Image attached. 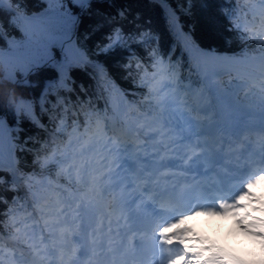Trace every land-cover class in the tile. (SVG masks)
Returning a JSON list of instances; mask_svg holds the SVG:
<instances>
[{
	"label": "trees",
	"instance_id": "1",
	"mask_svg": "<svg viewBox=\"0 0 264 264\" xmlns=\"http://www.w3.org/2000/svg\"><path fill=\"white\" fill-rule=\"evenodd\" d=\"M255 1L168 0L161 6L158 0H91L83 11L69 5L78 17L73 42L103 77L94 67L77 61L63 82L51 67L39 71L22 69V52L17 50L23 40L17 13L40 17L58 5L48 0H11L9 6L4 3L0 10V115L5 120L2 142L9 138L11 130L17 169L24 179L21 187L8 170L0 171V232L11 234L20 229L26 216L34 219L32 203L42 206L40 202L45 200L51 206L63 197L62 189L85 190L76 171L74 175L69 171L72 163L69 157L73 158L83 143L76 137L83 136L86 128L89 135L94 133L97 121L103 128L111 113L109 102L117 104L120 97L128 103L133 117L154 113L149 90L159 59L174 66L180 78L202 87L189 50L177 35L178 26L176 29L169 26L164 9L174 13L172 19L193 47L233 56L243 50L255 56L264 52L260 41L251 39L250 33L245 34L252 27L248 23L253 19L251 10ZM13 19L16 25L11 23ZM41 21H34L37 33ZM117 29L123 36L118 44ZM9 77L15 82L9 83ZM218 79L225 83L232 76ZM88 147L92 150L102 145ZM43 181L51 187L42 185ZM16 241L19 246L29 245L20 234ZM0 245H4L1 238ZM10 257L11 254L0 249V264H9Z\"/></svg>",
	"mask_w": 264,
	"mask_h": 264
},
{
	"label": "snow or ice",
	"instance_id": "2",
	"mask_svg": "<svg viewBox=\"0 0 264 264\" xmlns=\"http://www.w3.org/2000/svg\"><path fill=\"white\" fill-rule=\"evenodd\" d=\"M6 2L9 3V5L11 4V0H0V10L3 9V5ZM48 2L52 5H58V7H51L48 12L44 14L38 28V35L35 31L18 29L23 37L17 49L22 52L20 67L22 69L26 68L28 71H39L43 68L51 67L56 71L60 81L63 82L68 70L74 67L77 61L82 57V53L76 48L72 39L73 30L76 27L78 17L71 11L69 5L79 7L80 10L83 11L84 7L91 3V0H48ZM158 2L163 6V4L168 3V0H158ZM189 3H191V0H189ZM260 3L264 4V0H260ZM9 11H11V8H9ZM164 11L165 19L169 22V26L172 29H176L177 22L172 19L174 13H168L167 9H164ZM17 15L19 14L17 13ZM120 15L123 16V12H121ZM261 17L259 30H257L253 22L252 27L248 28L245 34L250 33L251 39L259 40L261 49L264 50V39H261V37H264V11L261 12ZM34 19L35 18H26L22 21L25 23L26 29ZM11 23L16 25V20L13 19ZM236 27L239 28L240 25H236ZM177 35L183 36L184 34L178 31ZM115 37L117 44L123 39L119 29L116 30ZM130 38L131 37H129V39ZM54 48L59 51L54 52ZM189 55L193 60H199L201 57L209 56L208 53H203L198 47H192L191 44H189ZM210 59L213 61H220L224 58L210 57ZM24 61H26V63ZM157 65L156 72L151 78L154 83L149 90L154 100V120L147 121L146 124L141 125V128L151 126V123L156 120L171 126L176 123L177 114L181 117L185 115L181 106L186 105L187 102L181 99L180 93L178 91H166V89H172L173 85L178 84L179 78L175 76L174 66L166 65L163 59H159ZM212 74L216 76L224 74L231 76L235 74V80H230L225 83H208V78L206 77L205 84L208 92L213 95H229L239 104L241 100V91L248 89V91L245 92L244 98H247L252 93L256 94L261 108L260 115L262 121H264V54L249 56L242 50L236 57L224 60L222 65H214ZM8 82L14 83L15 81L9 77ZM240 107L243 108V105H240ZM4 123V116L0 115V145H2V130ZM61 123L63 124V121H61ZM136 123V121H132L120 127H117L115 123H113L110 129L112 136L108 137L107 133L104 132L103 128L100 126V122L97 121V128L94 133L89 135V129L86 128L83 136L76 137L78 141L83 140V143L80 149L73 153L70 167L76 171L78 179L85 188L83 195L80 196L79 199L87 202L86 205H78V211L87 215L92 208H102V193L108 191L110 187L119 186V181L113 182V177L116 173L109 163L108 157L110 154L121 152L129 154V159L127 161L132 162L134 165V160L131 155L132 151L134 149L147 147L146 145H139L135 142L139 139L140 133V129L137 128ZM261 127L264 128V123H262ZM183 141H191V137L185 136L183 137ZM170 143L174 145L176 141L173 140ZM8 144L9 165L12 166L17 162L13 159L14 148L12 146L11 130L9 131ZM96 144H101L105 151H97L92 156H88L87 153L90 150L88 146L92 145L94 147ZM161 144L165 152L172 151L176 156L173 158L167 155H161L159 160H153L151 163L156 170L171 167L183 169L186 172H197L199 170V160L203 157L211 158L212 156L211 153L205 152L202 157L194 151L195 148L207 149V142L193 141L191 143H185L183 145L185 149H193L192 155H188L183 149L171 148L169 143L162 141ZM153 147L158 148L159 146L153 145ZM157 154L159 155V152ZM0 155H3L2 147H0ZM186 155L187 160L184 158ZM193 156H196V160H193ZM189 161H192V163L189 164ZM253 163L264 165V156H262L259 161H253ZM125 164L129 163L125 162ZM250 167L251 165H247L243 171H247ZM0 171H2V167H0ZM172 175L173 177L176 176L175 173ZM235 178L236 177L224 176L219 183L214 184L212 187L219 192L231 191L227 186L228 181ZM193 179H195V177H193ZM262 181H264V168L253 173L252 177L247 178L246 181L242 183L241 190H239L238 194L234 195V199H231V202H229L230 197L228 196L210 197L213 201L219 200V203L212 207H205L203 205L191 206V201L201 199L204 195V192H198V189L203 187L205 192L208 191L207 187L200 183L186 190L182 189L179 192H177L176 186L173 185L171 189L162 192L158 206L157 202L154 201L148 207L151 208L150 215L152 217H167V219L171 221L167 222L166 220L165 223L158 226V235L152 237L153 241L159 242L162 254L165 251V246H171L174 240L178 242L179 253L172 256L169 250L168 264H178V262L187 260L189 256L190 248L185 243L184 236L188 229L178 228V225L189 220L191 216H199L202 213L213 216L229 215L230 213L225 212L224 209L233 207L235 203L245 199L249 194L253 195V188ZM165 197L170 203H181L185 200L189 201V204L185 206V210L189 214H179L177 216L176 210L164 202ZM109 206L123 208L127 206V202L121 200L117 196H113L112 203ZM110 215L111 214H109V216ZM134 218L138 219L137 217ZM58 222L59 221H56L49 226L53 227L55 223ZM111 223L112 221L109 219V225ZM90 226L91 225L88 223L83 224L85 235L80 255H92L97 258L98 264H105L108 255L116 252L117 249L113 247L111 241H108V252L102 251L105 248V239L98 234L96 229H93L92 232L89 233L88 228ZM25 229H27L26 225ZM173 229H175V231H173ZM16 232L19 235L21 229L17 228ZM111 232L112 229L109 227L108 234L110 235ZM25 235H27L26 231ZM89 235L91 236L90 241L87 239ZM260 238L264 240V237ZM0 247H2V245H0ZM65 247L66 245L57 243L55 240L52 242L51 246L46 245L44 243V237L35 240L33 236V242L28 245L27 253L21 252L18 257L13 253L12 258L14 264H45L47 257L50 254L54 255L57 248L63 249ZM98 249L101 251H97ZM66 255H68V253L61 251V260H64ZM74 257L75 250H72L71 255H68V259L72 260L73 264H78V259H74ZM101 257L104 259H100ZM113 264H115V261H113Z\"/></svg>",
	"mask_w": 264,
	"mask_h": 264
},
{
	"label": "rangeland",
	"instance_id": "3",
	"mask_svg": "<svg viewBox=\"0 0 264 264\" xmlns=\"http://www.w3.org/2000/svg\"><path fill=\"white\" fill-rule=\"evenodd\" d=\"M255 10H256V12L264 11V4H256ZM26 18H28V17H25L24 14H22V13L19 14L18 23H19L20 28L36 32V28H35V25H34L35 22L34 21H32V23L29 24L27 29H26L25 23L22 22ZM37 35H38V33H37ZM200 62L205 65L206 71H208L210 74H212L213 65H209L207 60L206 61H202L201 60ZM165 64L168 65L166 62H165ZM5 66H7V65H5ZM216 66H219V65H216ZM175 76L178 77L176 75V72H175ZM186 89H189V94L194 98V104L198 100L201 101V103H203L201 106H204V105H206L209 102L208 98H207V95L201 94L200 90H197V89H195L194 87H191V86H188V88H187V87H183V86L179 85V83H178L177 85H173L172 89H166V91H178L180 93V95H183V97L187 98L188 95L185 94ZM187 92H188V90H187ZM248 97H249L248 101L241 102V104H238V105L239 106L243 105L244 109H248V110L249 109H251V110L257 109V111H259L260 105H259V102H258V98L256 97V94H254L253 96H248ZM20 104H21V102H20ZM113 109H114V107H113ZM120 113L122 114L123 111H119L117 108H115V114H117V117H123V115H121ZM199 116H200V114H199ZM178 119H179V116L177 115L176 121ZM153 120H154V117L149 115L146 118H142V119L136 121L137 122L136 126H137V128L140 129V133H142V136L139 133V139L146 138L149 141L151 136H155L156 135L155 132H152L155 128H159V127L165 126L163 122H161L159 120H156L155 122L151 123V126H145V127L141 128V125L146 124L147 121H153ZM127 121L129 122V120H127ZM170 131L174 132L175 128L171 127ZM255 141H257V138H255ZM146 142L147 141H145V143ZM208 143H211L210 140L208 141ZM156 144H158V143H156ZM3 147H2V152H3V154H6V150L4 151ZM5 148H7V147L5 146ZM111 193H112V191L111 192H107L105 201L102 203V205H103V207L105 209V213L114 214V216H111L110 218L114 219V220H117L118 213L123 208L117 209L116 211L114 210L113 207L110 208L109 205L112 203V199H113ZM257 195H258L259 199L264 202V187L258 189ZM77 197L79 198L80 196H77ZM71 200H73V199H71ZM61 208L59 209L58 213L56 211H54L52 208L47 209V212H49L48 215L52 216L55 220H59V219L67 217L68 214L63 213L64 209H61ZM252 208H253V206H249V209H252ZM259 209H260V211H263V214L261 213V215H255V218L251 219L250 222L245 224V225H242V224L239 223V220L241 218L240 216L237 217L236 219H228V218H224L223 216L216 215L213 218H208V219L209 220H212V219L231 220L232 221V225L235 228V232L234 233H231V232L229 233V230H227L226 232L223 233L224 238L225 239H230L235 244L243 245V251L248 253L249 249H247V247L244 244V242H245L244 235L245 234H247L248 238H250L251 236L256 237V240H258V242H260L261 244L264 245V240H262L260 238V237H264V234H262L261 236H256L255 234H257V231H252L250 229V227H249L251 222H257V223H260L259 225H260L261 229L264 230V205L260 206ZM41 214L45 215V213H41ZM57 214H59V215H57ZM38 221L39 222H37V226L32 228L34 230V235H37V233L35 231H38L44 237V240L46 241V245H48V243L52 244V242L54 240L56 241V239H57V234H56L57 229L53 228L54 234L52 233L49 236L48 231H45L44 228H42V226H41V223H42L41 222V218H39ZM53 230H52V232H53ZM205 241H204L205 242V247L204 248L206 250H210L211 251V249L213 248V244L215 242H217V241H220V240L215 238L212 235H209L207 233ZM200 251H201V248H200L199 245H197L195 247L194 251H193V254H192V260H193L192 264H223L221 262L215 263V260L208 261L207 258H203L202 256H200Z\"/></svg>",
	"mask_w": 264,
	"mask_h": 264
},
{
	"label": "clouds",
	"instance_id": "4",
	"mask_svg": "<svg viewBox=\"0 0 264 264\" xmlns=\"http://www.w3.org/2000/svg\"><path fill=\"white\" fill-rule=\"evenodd\" d=\"M192 223L195 224L198 228L207 232L209 235H212L215 238L219 239L221 243H227L230 245L234 244L233 241H231L230 239H225L223 236V233L226 232L228 228L233 226L231 220H209L207 216H200L198 219L192 220ZM255 250L257 251L258 257L264 256V253H260L258 248ZM262 264H264V262H262Z\"/></svg>",
	"mask_w": 264,
	"mask_h": 264
},
{
	"label": "bare ground",
	"instance_id": "5",
	"mask_svg": "<svg viewBox=\"0 0 264 264\" xmlns=\"http://www.w3.org/2000/svg\"><path fill=\"white\" fill-rule=\"evenodd\" d=\"M210 57H219V58H224L223 60H220V61H214V62H216L218 65H222L223 64V62H224V60H226V59H228V58H233V57H227V56H220V55H209V56H204V57H201L199 60H202V61H206V60H208V59H210ZM211 60V59H210ZM230 103L228 104V106L230 107ZM205 109H207V107L205 108ZM247 111H249L250 112V115L247 117L248 118V120L250 121V122H253L254 124L253 125H258V124H262V123H264V121H262V119L260 118V116L258 117V114L257 115H254L253 113H255L256 111H254V110H247ZM0 159H6V160H8L9 161V159H8V157H2L1 155H0ZM121 200H123V201H125V199H123V198H120ZM110 216H112V215H110ZM50 260H46L45 261V264H50V262H49Z\"/></svg>",
	"mask_w": 264,
	"mask_h": 264
},
{
	"label": "water",
	"instance_id": "6",
	"mask_svg": "<svg viewBox=\"0 0 264 264\" xmlns=\"http://www.w3.org/2000/svg\"><path fill=\"white\" fill-rule=\"evenodd\" d=\"M72 37H73V35H72Z\"/></svg>",
	"mask_w": 264,
	"mask_h": 264
}]
</instances>
